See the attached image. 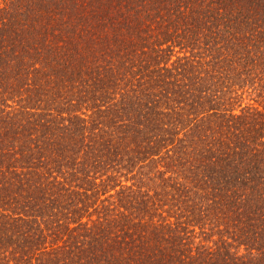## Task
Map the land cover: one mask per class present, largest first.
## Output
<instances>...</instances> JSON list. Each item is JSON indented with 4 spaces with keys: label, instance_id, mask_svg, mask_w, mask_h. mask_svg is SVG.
<instances>
[{
    "label": "trees",
    "instance_id": "1",
    "mask_svg": "<svg viewBox=\"0 0 264 264\" xmlns=\"http://www.w3.org/2000/svg\"><path fill=\"white\" fill-rule=\"evenodd\" d=\"M0 264H264V0H0Z\"/></svg>",
    "mask_w": 264,
    "mask_h": 264
}]
</instances>
